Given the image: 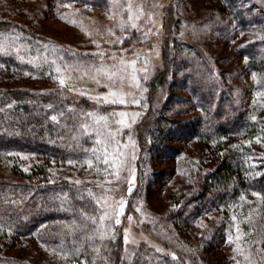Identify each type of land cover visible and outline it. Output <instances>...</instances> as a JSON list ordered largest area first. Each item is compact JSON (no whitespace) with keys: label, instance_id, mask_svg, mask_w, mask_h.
Listing matches in <instances>:
<instances>
[{"label":"rangeland","instance_id":"1","mask_svg":"<svg viewBox=\"0 0 264 264\" xmlns=\"http://www.w3.org/2000/svg\"><path fill=\"white\" fill-rule=\"evenodd\" d=\"M246 4L250 5V13L256 12L261 18L256 26L240 29L235 28L227 16L223 0H135L134 9L142 7L143 15L133 21L137 28L122 31L118 25L127 19L121 11L126 6L124 0L119 5L113 0H0V19L16 22L21 31L26 29L29 35L37 37L36 43L45 41L46 45L41 48L48 53L44 58L40 45L37 46V60L34 58L31 63L34 69H8L9 78L8 75L0 76V79H8L9 84L4 87L20 86L35 92L59 91L76 100L84 98L92 102L93 108L80 113L77 120L85 134L94 140L92 149L99 152L97 156L103 149V145L96 143L97 139H104L112 132L115 141L108 150L116 157L115 168L98 161L96 156L81 162L51 159L45 164V176L36 167L32 168L33 165L40 166L41 157L25 152L12 153L11 157H0V179L66 178L76 185L87 184V190L95 191L96 200H100V216L105 212L108 214L100 221L102 236L120 235L127 260L138 247L145 245L176 251L185 255L190 263L193 260L198 264H249V259L245 258L249 256L255 264L263 261L264 234L255 232L246 243L242 239L247 240L252 228L255 229L253 224L247 230L240 228L241 205L251 206L258 202V195L250 190L237 186L240 204L217 206L214 211L207 210L188 222L176 217L182 200L197 193V160L205 165L212 159L211 149L202 139L179 135L167 141L174 151L165 148L157 151L147 132L142 157L137 139L138 126L148 111L153 113L159 108V113L168 120L194 118L199 113L191 103L187 87L182 88L181 84L187 70L182 57L187 54L196 60V52L211 67L212 74L222 80L219 86L226 89L228 96L245 114L264 117V88L239 49L248 41L264 40V0H246ZM218 22L222 27L225 23L229 31L218 25L225 30V34L219 33L214 27ZM164 33L176 39L181 52L179 49L168 52L167 71L161 77L163 88L153 90V82L162 68V54L167 53L162 42ZM122 60L126 62L120 72L126 78L123 83L119 79L113 83L92 70V66L104 64L112 71H119ZM132 61H135L134 66H128L127 62ZM93 75H96L95 80L90 78ZM132 76L136 77L135 81ZM59 79H64L66 86L62 87ZM117 89L124 94L125 104L103 103L96 99ZM121 112L127 116L114 115ZM88 113L93 116L86 115ZM101 116L108 118L106 126L104 121L94 122ZM121 119L130 127L116 123ZM247 143L264 152V135H255ZM149 147L151 151H148ZM213 217L223 219L221 228L216 226ZM117 219L119 224L115 223ZM254 244L261 246L253 249ZM237 246L242 254L235 251ZM259 249L262 251L257 252ZM0 255L10 259L7 264H68L43 252L32 236L14 238L1 231Z\"/></svg>","mask_w":264,"mask_h":264},{"label":"trees","instance_id":"2","mask_svg":"<svg viewBox=\"0 0 264 264\" xmlns=\"http://www.w3.org/2000/svg\"><path fill=\"white\" fill-rule=\"evenodd\" d=\"M223 3L235 28H252L261 18L256 12L250 13L246 0H223ZM218 25L229 31L225 23L222 27L218 22L214 27L219 33L225 34V30ZM20 28L16 22L0 19V76H7L10 68L15 71L34 69L31 63L34 58L37 60L35 48L39 45L43 57L48 56L41 48L46 42L36 43L37 37ZM226 35L229 34L226 32ZM162 42L167 53L162 54V68L153 82V90L163 88L161 77L167 71L168 52L171 49L181 52V45L167 33H164ZM239 49L264 88V40L248 41ZM196 53V60L187 54L182 57L187 70L181 84L182 88L187 87L191 103L199 113L194 118L168 120L159 113V108L153 113L148 111L137 130L140 156L145 150L144 134L147 132L157 151H163V148L174 151L167 141L179 135L202 139L210 147L212 159L205 165L197 160V193L182 200L176 217L188 222L207 210L214 211L217 206L240 204L236 191L237 186H242L259 197L255 205H241V216L246 217H239L240 228L247 230L252 224L255 227L247 235V240L242 238L246 243L255 232L264 234L261 232L264 231V152L247 143L255 135H264V117L245 114L241 106L228 96L226 89L219 86L222 80L212 74L208 63ZM0 80V157L24 152L38 155L42 165H33L32 168L36 167L45 176V164L51 159L81 162L97 157L99 152L92 149L94 140L85 134L77 120L80 113L95 104L84 98L76 100L59 91L35 92L20 86L7 88L4 85L9 84L8 79L1 77ZM150 147L148 151H151ZM35 181L0 179L2 234L14 238L32 236L43 252L68 264H198V261L188 262L185 255L176 251L145 245L138 247L133 257L127 260L120 235L103 237L100 220L93 224L84 219L85 216L98 218L101 214L95 191L87 190V184L76 185L66 178L49 180L42 177ZM213 219L221 228L223 219ZM258 246L261 245L254 244L253 249ZM247 261L255 264L251 256ZM9 262L10 259L0 255V264ZM257 264H264V259Z\"/></svg>","mask_w":264,"mask_h":264},{"label":"snow or ice","instance_id":"3","mask_svg":"<svg viewBox=\"0 0 264 264\" xmlns=\"http://www.w3.org/2000/svg\"><path fill=\"white\" fill-rule=\"evenodd\" d=\"M120 2H121V0H113V3L116 5H119ZM124 3L126 6L122 7L121 11L127 15V19L118 26L120 27V29L122 31L127 30V29H135V28H137V25L133 21L135 19H139L140 15H143V8L142 7H136L134 9L133 6L135 4V0H124ZM109 18L111 19L112 17H109ZM73 23H74V21H73ZM121 42H123V39H121ZM93 55L103 56L104 54L103 53H94ZM134 64H135V61L127 62L128 66H134ZM120 65H121V68L119 71H112L110 68H108L104 64L94 65V66H92V70H94V72L96 74L104 77L105 79H107L109 81H112L113 83H115L117 79H119L121 81V83H123L126 78L123 75H120V72H122L124 70V66L126 65V62L122 60V61H120ZM112 67L114 68L116 66L113 65ZM59 71H60V69H57V72H59ZM90 78L95 80L96 75H93ZM131 79L133 81H135L136 77L132 76ZM96 82L99 83L98 80ZM59 83L62 87L66 86V81L64 79H59ZM81 94L83 95V93H81ZM129 95H130V93H129ZM96 99L99 101H102L103 103H110V104H125L126 103V101L124 99V94L119 89L110 90L109 93L106 94V96L97 97ZM135 102L138 103V101H135ZM86 115L93 116L92 113H88ZM114 115L126 117L127 113L121 112V113H117ZM53 119H55V117H53ZM107 120H108V118L106 116H101V117H96L94 119V122L100 123L101 121H104L105 126H106ZM116 123H119L124 128L130 127V125L126 124L123 119L116 121ZM113 141H115V137H114V134L112 132H108L107 136L104 139H97L96 143L98 145H103V149H102V154L100 156H97L96 159L98 161L102 162L103 164H106V165H109L110 167L115 168L116 167V163H115L116 157H114L113 154L111 152H109V150H108L111 147V142H113ZM116 143H118V142H116ZM116 151H117V153L119 152L118 149ZM120 154H122V153H120ZM88 164H89V167L92 166L91 161H89ZM113 174L115 175L116 173H113ZM76 183H80V182L76 181ZM129 183H131V181ZM129 191H131V188H129ZM97 203L98 204L100 203L99 199H97ZM120 208L122 211L123 210V202H121ZM117 215H119V213H117ZM107 217H108V214H107V212H105L103 215H101L98 218L85 216L84 219L95 224L97 222V220L103 221ZM115 223L119 224L120 223L119 219H117L115 221ZM88 239H91V237H88ZM237 239H240V237L238 236ZM229 242H231V238L229 239ZM235 251L242 254V250L239 246H237ZM245 258L247 259V257H245Z\"/></svg>","mask_w":264,"mask_h":264}]
</instances>
